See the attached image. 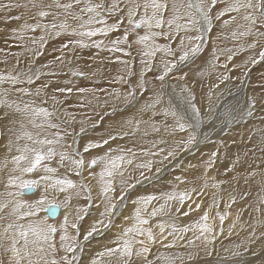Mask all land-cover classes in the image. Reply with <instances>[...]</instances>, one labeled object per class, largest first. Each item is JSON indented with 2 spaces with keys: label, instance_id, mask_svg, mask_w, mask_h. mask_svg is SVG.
<instances>
[{
  "label": "snow or ice",
  "instance_id": "snow-or-ice-1",
  "mask_svg": "<svg viewBox=\"0 0 264 264\" xmlns=\"http://www.w3.org/2000/svg\"><path fill=\"white\" fill-rule=\"evenodd\" d=\"M217 4L224 6L213 16V9ZM29 5L35 10L32 17L35 22L25 23L19 33L13 29L14 37L22 41L25 31L29 30L33 33L40 30L41 35L38 38H31L32 47L26 44L18 45L23 48L21 52L9 54L4 48H0V53L4 54L0 56V60H4L5 63L9 55L16 57L13 69L20 66L22 55L32 57L26 71L8 70L6 73L0 71V85L6 83L12 86L11 89L0 87V106L8 110L0 119H7L12 113L22 117L19 128L13 133L14 139L10 138L6 145L8 152L15 147L18 154L11 156L10 162L14 167L7 176L4 188L17 190L0 194L9 198L0 202V210L10 207L9 216L14 217V220L8 222L0 232V251L7 255L8 264H79L86 243L101 231L107 234L112 228L117 227L116 220L120 217L131 223L120 228L112 245L106 244L101 251L95 252L88 264H112L113 261L115 264H134L132 259L134 256L143 258L144 264H153L147 259V255L150 246L158 242L157 235L160 241L171 238L168 247H172L177 241H185L189 246L195 241H201L204 251L211 256L212 252L208 245L217 235L223 233L224 222L231 215L228 209L235 203L236 196H231L230 201L224 204V209L220 210L221 200L213 193L211 203L203 210L202 215L188 224L179 223L182 217L187 218L190 213L201 210L202 203L196 201L202 200L205 195L209 178H205L199 189L173 188L159 195H137L131 199L130 204H126V201L132 197L133 191L141 179L145 178L146 172H151L154 166L159 165L155 167V172L160 173L166 163L172 164L181 152L188 151L199 141V130L205 116L201 115V108L197 106L196 85L202 84L205 76L216 73L217 83L211 84L207 93L211 102L213 89H218L220 84L233 79L228 74L230 71L228 63L233 61L237 52L248 50L252 53L245 63V68L249 63L264 61V0H195V2L181 0L179 3L177 0H50L48 3H45V0H27L23 4L18 0H7L0 2V10L28 8ZM226 14L228 19H223L221 26L235 25L230 37L236 44L234 47L221 48L213 43L206 67L193 73L190 84L188 78L192 70L190 68V72H184L183 67L195 63L202 46L212 39L210 33L214 21H221ZM49 16L51 21L42 22ZM14 19L19 20L21 17L16 16ZM69 20L72 23H69ZM121 28L122 36L116 39L109 38L110 33H115ZM141 28L144 29L143 34L138 32ZM193 31L195 34H192ZM62 35H67L69 39L58 49H54L59 54L44 65L35 67V58L44 54L48 40ZM133 36L135 39H132ZM160 39H163L164 43H159ZM84 48L97 49L96 55L89 59L100 67L94 68L91 72L70 69L73 77L87 76L93 79L105 70V62L108 64L115 62L122 65V68L119 70L120 74L112 78V83L127 85V90L122 92L117 87L109 90L69 86L72 84L69 79L64 81L63 86L53 87L50 95L46 90L55 84L54 80H49L32 91L31 86L35 81L45 76H57L58 70L65 64L72 65L74 60L78 61L80 57L77 49ZM134 48L139 56L140 71L137 82L132 84L129 77L136 74L134 60L122 59L118 54L132 57ZM102 52L109 55L101 56ZM158 54L160 55L157 60ZM221 57H224L223 63L220 62ZM232 67L240 68L236 64ZM88 68H93V65H88ZM221 68L223 71H219ZM173 72L182 73L175 79L182 103L186 106L185 110L178 112L169 104L167 107L161 106L158 113L157 106L162 105L164 89ZM147 73L153 74L151 80L147 78ZM241 74L248 75L244 70H241ZM156 82H159L160 87L158 90L154 89L153 96L149 98L150 102L139 109L140 115L123 121L118 130H109L106 133L107 138L90 140L82 150L73 147V144L79 143L78 140H74L73 144L65 143L68 136H79L85 128L81 127L80 133L69 130L75 116L70 114L67 108L63 109L64 119L57 116L55 106L63 103L58 98L60 95H71L75 92L81 99L91 95L92 100L88 101L91 104L93 100L98 102L99 93L103 92L109 98L115 100L122 98L125 105H131L136 101L138 93L142 94L148 90L150 84L154 85ZM259 89V92H256L254 88L253 94L247 96L245 108L227 114L228 119L221 121V131L229 130L223 126L226 123L244 121L253 117L258 109L264 110V82L259 84ZM173 90L175 91V87ZM10 94L18 98L9 99ZM42 95L45 98L37 103ZM49 100L52 101L51 110L46 106ZM108 103V99H105L104 105ZM80 107L83 108L84 104H80ZM115 110L113 107L112 111ZM211 111L210 106L208 114ZM148 112H151V116L147 120L143 119V115ZM158 114H162L165 119L156 121L154 117ZM169 117L172 119L171 124L166 123ZM53 118L59 122H53ZM29 125L35 131L29 130ZM92 126L95 127L96 124ZM51 129L56 131L49 132ZM258 131L264 134V129ZM185 132L186 138L180 140L173 139L170 142L166 138ZM137 134H140L142 140H147L146 145H141L135 150L119 145L116 148L109 146L110 141L115 142L117 139ZM150 136L153 138L147 139ZM205 138L207 139V135ZM21 140L25 141L22 146ZM105 147L107 151L103 154L88 158L92 150ZM56 157L58 159L54 161ZM216 157V152L210 154L209 160L205 162L206 170L212 167ZM52 161L57 167L49 165L48 162ZM7 163L5 157L4 165ZM58 168H63L64 174H60ZM97 168L99 171L95 170ZM129 168L132 169L131 172L128 171ZM137 172L139 178L134 175ZM68 173L79 179L70 178ZM24 174H34L37 178L26 180L23 179ZM175 180L178 183H187L179 176L175 177ZM221 183L223 182H213L211 187L219 189ZM41 186L42 190L37 199L28 201L21 198L23 196L21 189L33 190ZM49 193L63 197L61 204L66 211L58 224L48 223L47 217L39 216L45 208L53 215L56 213L58 205L49 206ZM262 206L264 195L253 208V211L260 215L251 218L252 223L248 225L251 231L246 238L247 243L241 241L234 246L231 251L233 258L248 253L250 245L256 239H264V232L257 237V226L264 227V219L260 218L264 216ZM128 207L132 209L131 214L124 215ZM213 208L216 209L215 216L212 217L213 222H210V210ZM94 210L96 215H92ZM241 214L238 210L229 226L230 235L240 221ZM88 217H91V222L85 228L83 222ZM153 219L156 220L155 224L152 223ZM215 219L219 221L218 231ZM243 228L244 225L241 224V229ZM188 233L192 235L187 237ZM57 236L58 243L55 239ZM252 255L255 256L256 252L253 251ZM188 259H193L191 253ZM0 264H3V261H0Z\"/></svg>",
  "mask_w": 264,
  "mask_h": 264
},
{
  "label": "bare ground",
  "instance_id": "bare-ground-1",
  "mask_svg": "<svg viewBox=\"0 0 264 264\" xmlns=\"http://www.w3.org/2000/svg\"><path fill=\"white\" fill-rule=\"evenodd\" d=\"M0 2H7V0H0ZM18 2L23 4V3H26L27 0H18ZM177 2L179 3L181 2V0H177ZM184 2H186V0H184ZM217 7H221V6H218L217 4V6L213 9V11L216 10ZM34 15L35 13L33 9H31L30 5L28 8L21 7V8H13L10 10H0V48H4L7 53L11 54V53L23 51V48L18 45L31 44V38L35 37V35L41 34L40 30H37L34 36L33 35L28 36L30 33V30L25 31L22 41L19 39H16L14 37V34L11 31L13 29L20 30L25 23H29V24L34 23L35 21L32 18L34 17ZM16 16H20L21 19L19 20L14 19V17ZM227 18L228 16L226 18L223 17V19H227ZM223 19L217 22L214 21L213 28L210 33V36L212 39H210L207 42V44L205 43L206 47H204L205 44L202 46V48H205V49L202 50L203 52L200 54L201 56H198L194 64L183 67L184 72H190V68L192 70L188 78L190 84H191V80L193 77V73L198 71L195 69V66H198L200 64L201 67L198 68L199 70L203 67H206L207 61L211 56L213 43H215L221 48H227L228 45L234 46L236 44V42L233 41L230 37V32L232 31L233 27H235V25L222 27L221 25H222ZM69 23H72V21L69 20ZM138 32L140 34H143L144 29L143 28L138 29ZM17 33H19V31ZM109 35H110L109 38L111 39L113 38V35L115 34L110 33ZM122 35H123V28L117 31V35H115V37L122 36ZM97 38H101V37H97ZM132 39H135V36H133ZM64 42H65V37H61V36L58 39L57 38L49 39L48 43L45 45L44 54L40 56L41 60H39V63L37 61L38 65L43 63L44 61L47 62L53 59L54 56L58 55L59 53L55 52L54 49H58V47ZM158 42L164 43L163 39L158 40ZM134 49H133V56L136 52L134 51ZM77 53L80 57L78 61L74 60L72 65L65 64L61 69L58 70L57 76H45V77H42L40 80L35 81V83L31 86L32 91L34 92L36 87L44 83H47L49 80H54L55 84H53L46 90L50 95L52 93L53 87L63 86L64 81L69 80V79L76 86H79L81 82H85V84L90 82L91 84L89 85H92V83L96 81L95 83H97V85L95 86V84H93L92 88L110 90L113 87H118V84L112 83V78L119 75L120 74L119 70L121 69L119 68V64L115 62L111 64H108L107 62H105V70L102 73H99L93 79H89L87 76L73 77L71 75L70 69H77L81 71L91 72L94 68H98V66H100L99 64H93V61L89 59L90 57H93L96 55L97 50L96 51L93 50L92 53H86L87 55H83L82 54L83 52L80 53V49H77ZM2 55L4 54L0 53V56ZM100 55L104 56L102 54ZM118 55H121L122 59H124V56H122V54H118ZM251 55L252 53L248 50H245L244 52H237L236 56L233 58V61H231L228 66V68L230 69L229 76L232 78L234 77L236 72L237 73L240 72V68L241 70H244L248 73L247 76H243L241 81H238L240 82V88L237 90V93H236V95H238L242 90H244L245 94L242 95V98L245 97L244 98L245 100L247 96L253 94L254 88L256 92H259L260 90L259 84L261 82H264V61H260L256 64L249 63L247 64L246 68L244 67L245 63L248 60V57ZM30 59H32L31 56L22 55L20 57V60H21L20 66L13 69V65H15L16 63V57L9 55L7 63H5L4 60H0V71H3L5 73L8 70H12L14 72L26 71L27 69L25 66L28 64ZM136 59H137V56H136ZM136 59L134 61H136ZM220 62L221 63L224 62V57L220 58ZM90 64L93 65V68H88V65ZM233 64L239 65L240 68L239 69L233 68L232 67ZM133 65H134L133 67H134V71L136 74L129 77V79L132 82V84H135L138 80L140 64H137V61H136V63ZM120 67H122V65ZM178 74L179 73L173 72L171 77H169V80L166 86L167 88L166 91L169 92L170 99H172L173 104H175L176 110L178 112H183L186 106L183 103L178 104L175 101V97L177 96L180 97L179 87L177 86V81L175 79V77L178 76ZM146 76L149 80H151L153 74L147 73ZM99 81L104 82V84H101ZM105 82H107L108 84L105 85ZM213 83H217L216 73L205 76L203 78V83L202 84L198 83L196 85L197 106L201 107L202 116H205V114L207 115L205 116V121L203 125H201V128L199 130V141L194 146L190 147L188 151L181 152L178 159L175 162H173L172 164L166 163L162 167L161 172L157 175V177L159 176L161 178L160 180H157L156 182H151L150 184H148L150 181L146 182L143 185L138 184L137 187L135 188L136 193L133 194L132 197H130L129 201H126V204H130L131 199L135 198V196L137 195H147V194L159 195L162 192H167V191L172 190L173 188H177L178 182L175 180V177H178V176L181 177L183 180H186L188 184L191 186L193 185L195 181L194 186L196 185L197 189H199L202 186L201 184L204 183L205 178H209L208 180L209 186L207 189L210 192L207 195L208 197L206 198L204 197L205 198L204 201L203 199L199 200L200 203H202L201 210L190 213L189 217L183 218L181 222L179 223L182 225L188 224L194 221L200 215H202L203 210L207 209L208 205L211 203V197L213 193H215L221 200L220 210H223L224 204L230 201V199L226 200L225 198L227 197L231 198V196H236L235 203H233L231 208L228 209L231 215L225 220L224 225H223L224 231L222 234L217 235L216 237L217 241L214 244L213 243L209 244V246L214 245V247L212 246L213 247L212 251L210 250L212 252L211 256L206 254L202 243L201 244L196 243L194 246L193 245L189 246L186 244L188 248L184 249L183 244H185V241H177L176 244L173 245L174 247H177L176 249H174L175 251L181 250L182 254H184V258H187V260H188L187 254L191 253L193 256V259H192L193 261L190 260L188 262L186 260L184 263L178 262L177 264H222V262L223 264H240L241 261L243 262V264H257L258 261H260V263L258 262V264H264V249L261 248L264 245L263 239L262 240L258 239L256 243H254L253 245H250V251L248 253H245L242 257L233 258L231 256V251L233 250L234 246L236 244L241 243V241H244V239H246L245 238L247 236L246 233L248 234L250 231V227H248V225L252 223L251 218L260 215L253 211V208L259 203L260 196L259 197L254 196L255 198L254 197L252 198L250 196L251 195L250 191H252L255 195L256 194L258 195L260 194L261 196L264 195V165L257 166L254 158L251 156L250 153H251V150H254V152H258V150L256 151V149L261 148L260 150L264 154V134L258 131L259 129H264V110L258 109L254 113L253 117L247 118L244 121L226 123L223 126L225 128H228L229 130L221 131V121L228 119L227 114L232 112L233 110H239V109L245 108L244 107L245 104L237 109L236 107H234V105L238 100L236 101L233 100L234 105L231 104L230 98L228 99V97L230 96H228V93H227V96H226L227 98L223 97L224 100H221L222 104L219 106L220 109L219 110L217 109L218 112L211 111V113L208 114V110L206 111L207 106H208V109L210 106H211V109H213V105L216 106L220 104V103H217V100L220 99L221 96H223L224 92H226L227 89H228L227 91H229L230 87L234 84L233 79H231L230 81L220 84L218 89H213L214 95L210 102L207 93H208V89L210 85ZM235 83L237 84V82ZM74 84H70L69 86H73ZM17 86H20V85H17ZM0 87L11 89L12 86L5 83L4 85H0ZM159 87H160L159 82H156V84L154 85L150 84L148 86V90L144 91L142 94L140 93L137 94L136 101L133 102V104L131 105H125L123 103L122 98L119 100L109 98L105 96L103 92L99 93L100 100L98 102L93 100V102L91 103L92 105L88 103L89 100H92L91 95H86L84 99H81V96L77 95L75 92H73L71 95H67V94L60 95L58 98L61 101H63V103L57 104L55 106L57 116H60L61 119H64L63 109L67 108L69 113L75 116V120L72 121L71 128L69 130L70 131L75 130V132L80 133V128L81 127L85 128V131L83 133H80L79 136H76V137L68 136L65 140V143L69 144L70 138L73 141L78 140L79 143L77 144V147L79 146V148L82 150L84 145L87 144L90 140L96 141L101 138H107L106 133L109 130H118L123 121L127 119H131L134 116L138 117L140 115L139 109L145 103L150 102L149 98L151 97V95L153 96L154 89L158 90ZM174 87L176 89V93L173 90ZM119 88L121 89L122 92L126 91L125 88H127V85L119 86ZM172 92H174L175 94H172ZM165 95L167 94L163 95L164 98H165ZM105 97L106 99H108L110 103V104H107V107L104 106ZM17 98L18 97L16 95L10 94L9 96V99H17ZM24 98L33 99V97H24ZM44 98L45 97L42 95L37 100V103H39V100H42ZM80 104H84V107L81 108ZM168 105H169L168 100L162 101V105L157 106V112L159 113V109L161 106L167 107ZM91 106L93 107L97 106L99 108L101 107V109L99 110L96 108L93 109V107ZM51 107H52V104L49 105L50 110H51ZM113 107H115L116 112H112ZM129 108H132V110H128ZM220 110L222 111V114L219 113ZM5 111H8V110L5 109L3 106H0V117L3 116ZM105 113H107V115ZM209 115H210V118H208ZM220 115H223V116L219 118L218 116ZM150 116H151V112L145 113L143 115V119L147 120ZM101 117H103V119H100ZM154 119L159 122L161 120H164L165 118L162 114H158L154 117ZM21 120H22V117L16 113H12L7 119H0V173L5 175V179H4V175L3 177H0V194L6 193V191H9V190L11 191L17 190L15 188H11V189L4 188V185L7 183V176L10 174V173H6V171H10L11 167L13 166L10 162L11 156L18 154L15 150V147H13L11 152H8L6 145L8 144L10 138L14 139L13 133H15L16 130L19 128V122ZM97 121H100L102 124L101 125H99V123L97 124L96 123ZM12 122H15V123L13 124ZM53 122H59V121L53 118ZM91 123L96 124V126L93 127L92 129L90 127L92 125ZM166 123L171 124L172 119L169 117L166 120ZM28 128L31 131H35L31 129L30 125L28 126ZM9 129H11V131H9ZM48 131L54 132L56 130L51 129ZM205 135H207V139L205 138ZM186 136H187V133L185 132V134H182V135L177 134L176 136L171 137L169 140L170 142L173 139L180 140L181 138H186ZM152 138L153 137L150 136L147 139L150 140ZM23 143H25V141L21 140L20 141L21 146L23 145ZM146 143H147V140H142L140 134H137L135 136H130L125 139H117L115 142L110 141L109 146L112 148H116L117 145H119L120 147L133 148L135 150L141 145H146ZM105 151H107V147L101 148L99 150H92L89 153L88 158L94 155L103 154V152ZM212 152H216L217 157L214 158V163L212 167L206 170L205 162L209 160L210 154ZM258 153H259L258 155H261L260 152ZM5 157H7V160H8V163L6 166L4 165ZM56 159L58 158L56 157ZM261 162L264 163V158L262 159ZM48 163L51 167H57V164L55 162L54 163L48 162ZM254 164H256V166ZM95 170L99 171L98 168ZM254 170L256 173H254ZM62 171L63 170L61 168H58V172L60 174H63ZM128 171L131 172L132 169L129 168ZM41 174H43L42 170H41ZM152 174L154 175L153 172ZM68 175L70 178L74 179V177L71 176L72 174H68ZM134 175L137 178L139 176L138 172L134 173ZM26 176H28L29 178H34L36 175L26 174ZM26 176L24 175L23 178L26 179L27 178ZM236 178L241 181L240 184H238V182L235 181ZM213 182H223L221 183V185L225 183L230 184L234 187L233 189H237V190L224 189V188L216 189V188L211 187V184ZM179 184H183V183H179ZM34 190H35V193H32L31 195L23 194L21 198L26 199L28 201L37 199L39 197L40 191L42 190V186ZM245 193H247V195H244ZM93 195L95 196L96 193H93ZM0 198L2 199L1 200L2 202L9 199L6 195H0ZM51 199L58 200V201L56 200L57 203L55 204H57L60 207V212L58 214V217H56L55 219L47 218V220H48V223L58 224L63 219L64 213L66 211L64 206L61 204L63 197H58L53 193H49L48 201H50ZM196 202L199 203L198 201ZM10 209H11L10 207L6 208V210H10ZM184 210L186 211L187 207H185ZM238 210H240L242 213L240 221L237 223L236 228L233 229L231 236H229L230 235L228 231L229 226L232 224L233 220L235 219L236 213ZM131 211H132L131 207L126 208L124 215H130ZM215 211H216L215 208L210 210V222H213L212 217L215 216ZM249 211H251L250 213H253V215L252 214L249 215ZM39 214L40 215L42 214V217H46V208ZM1 215H4V212ZM92 215H96L95 210L93 211ZM260 218L264 219V216H261ZM154 220L155 219H153V222H152L153 224H155ZM90 222H91V217H88L83 222L84 226H86V224H89ZM130 223L131 221L125 222L123 220V217H120L119 219L116 220L117 227L112 228L109 232H115L117 236L119 234L120 228L127 226ZM214 223L218 231L219 229L218 219H215ZM241 224L244 225L243 230L245 229V231H242L244 234L241 232L243 235L239 233V229H241ZM155 231L158 233V229H156ZM261 232H264V227L259 226V228H257V237H259V234ZM97 235H94V237H97ZM191 235L192 233L186 234L187 237H190ZM158 236L159 235H157V237ZM109 238H110V234H109V237L105 239V242L107 240H112V237L111 239ZM218 238L220 239L218 240ZM55 239L58 243L59 237L57 236ZM228 239L235 241V243L233 244L232 242V244H230L228 241H224ZM99 240L96 241L95 239H90V241L87 242L86 248L88 251L91 248V253H92L91 255H94L95 252L101 251L103 246L106 245L102 240L100 241ZM219 244H221L222 246H218ZM180 246H183V247L180 248ZM86 248H85V251H86ZM167 248L168 247L165 246L164 251H161L160 255L157 251L153 249V252L157 254V258H160L159 263L164 264V262H166L165 260L168 259L167 254L170 252V249L169 248L167 249ZM225 249L228 250L227 253L225 252ZM253 251L256 252L255 256L252 255ZM196 255L199 257L196 260H194L196 258ZM133 258H138V257L134 256ZM170 258H172V254ZM7 260L8 259H6L5 262H3V264H8ZM86 263H87L86 253H83V258L79 264H86ZM137 264H143V263L139 262Z\"/></svg>",
  "mask_w": 264,
  "mask_h": 264
},
{
  "label": "rangeland",
  "instance_id": "rangeland-1",
  "mask_svg": "<svg viewBox=\"0 0 264 264\" xmlns=\"http://www.w3.org/2000/svg\"><path fill=\"white\" fill-rule=\"evenodd\" d=\"M193 1H195V0H193ZM48 2H50V0H45V3H48ZM218 6H221V7H217L216 8V10H214L213 11V16L215 15V13L220 9V8H222L224 5L223 4H218ZM34 11V13H35V10H33ZM77 11H78V9H77ZM4 15V14H3ZM228 15L226 14L225 15V18L227 17ZM61 18H63V17H61ZM223 19V18H222ZM228 19V18H227ZM49 21H51V18H50V16L49 17H47V18H45L42 22H49ZM217 22V21H216ZM233 28H235V27H233ZM19 30H17V32H18ZM12 32V31H11ZM13 33V32H12ZM113 34H115V35H117V32H115V33H113ZM192 34H194V32L192 33ZM31 35H35V32L33 33V32H31L30 31V33H29V35L28 36H31ZM41 34H39V35H35V38H38L39 36H40ZM115 35H113V38H111V39H116L117 37H115ZM110 36V35H109ZM61 37H65V40L66 39H69V37L67 36V35H62ZM58 39V38H60V37H53V38H51V39ZM207 44V43H206ZM206 44H205V46L204 47H206ZM28 46L29 47H32V45L31 44H28ZM173 46H175V45H173ZM228 47H234V46H232V45H228L227 46V48ZM59 48V47H58ZM87 49V50H86ZM203 49H205V48H202V50ZM93 50H97V49H94V48H84V49H80V53H82L83 55H87L86 53H92L93 52ZM134 51H136V49H134ZM45 52V51H44ZM203 51H201V53H202ZM200 53V54H201ZM100 54H102V55H104V56H107V55H109V53H107V52H102V53H100ZM199 54V56H201ZM159 55L160 54H158V56H157V60L159 59ZM122 56H123V54H122ZM136 56H137V59H136ZM235 57V56H234ZM124 59H133V60H135L136 59V61H137V64H140V60H139V56L137 55V52H135V54H134V56H132V57H126V56H124ZM39 60H41V57H37V59L35 58V66L36 67H40L41 65H44L45 63H47V62H43V63H41V64H39L38 65V63H39ZM37 61H38V63H37ZM136 61H134V64L136 63ZM229 64H230V62L228 63V66H229ZM200 65V64H199ZM195 66V69L196 70H198L199 71V67H201V65L200 66ZM121 65L119 64V68H122V67H120ZM134 66V65H133ZM26 67V69L28 68V64L25 66ZM98 67H100V66H98ZM76 68H78V67H76ZM189 68V67H188ZM80 69V68H79ZM35 70V68L33 69V71ZM219 71H223V69L221 68V70H219ZM229 73H230V71H229ZM228 73V74H229ZM180 74H182V73H179L178 75H180ZM212 74H214V73H211L210 75H212ZM230 75V74H229ZM242 78H243V76H242V74H241V68H240V72H236L235 73V75H234V77H233V82H234V84L230 87V89H229V91H227L226 90V92H224V94H223V96H221L220 97V99H218L217 100V103H220V104H218V105H213V109H212V111L213 112H218V110L220 109V105L222 104L221 103V100H224V98H227L226 96H227V93H228V96H230V97H228V99L230 98V102H231V104H233L234 105V103H233V100L234 101H236V100H238L236 103H235V105H234V107H236L237 109L238 108H240L242 105H244L245 104V97H243L242 98V95H244L245 94V91L244 90H242L238 95H236V93H237V90L240 88V82H238V81H241L242 80ZM96 81H94V83H92V85H89V84H91L90 82L89 83H86L85 84V82H81V84L79 85L80 87H86V88H92V86H93V84H95V86L97 85V83H95ZM101 84H104V82H101V81H99ZM227 82V81H226ZM235 82H237V84L235 83ZM72 84H74L73 82H72ZM108 83L107 82H105V85H107ZM223 84V83H222ZM75 85V84H74ZM236 85V86H235ZM239 85V86H238ZM24 86H27V85H24ZM119 86H121V85H119L118 84V87L117 88H119ZM128 87V86H127ZM166 88V87H165ZM178 88V87H177ZM126 90H127V88H125ZM233 89V90H232ZM167 90V88L164 90V94H167V95H165V98L163 97L162 98V101H164V100H168V104H173V101H172V99H170V96H169V92L168 91H166ZM235 90V91H234ZM244 91V92H243ZM175 93H176V89H175ZM174 92H172V94H175ZM232 93V94H231ZM234 94V95H233ZM177 95V94H176ZM225 95V96H224ZM231 95H233V96H231ZM152 96V95H151ZM166 97H167V99H166ZM224 97V98H223ZM223 98V99H222ZM240 98V99H239ZM242 98V99H241ZM105 99H106V97H105ZM101 100H102V98H101ZM241 100H243V101H241ZM175 101H176V103H182V101L180 100V97L179 96H177V97H175ZM219 101V102H218ZM229 102V103H230ZM113 103V102H112ZM238 103V104H237ZM52 103H51V101H48V104L46 105L47 107H49V105H51ZM108 104H110V103H108ZM90 105H92V104H90ZM105 106V105H104ZM172 106H174L175 107V104H173ZM215 106V107H214ZM91 107H93V106H91ZM105 107H107V105L105 106ZM217 107V108H216ZM244 107H246V104H245V106ZM94 108H96V109H101V107L99 108V107H93V109ZM176 108V107H175ZM201 108V107H200ZM218 109V110H217ZM128 110H132V108H129ZM208 110V106H207V108H206V111ZM113 112V111H112ZM114 112H116V111H114ZM219 113H221L222 114V111L220 110L219 111ZM110 114V113H109ZM205 116H207L206 114H205ZM223 115H220V116H218L219 118L220 117H222ZM209 118V117H208ZM100 119H103V117H101ZM206 120H208V119H206ZM92 125L94 124V123H91ZM102 123L100 122L99 123V125H101ZM90 126L91 127V129L93 128V126ZM203 125V124H202ZM62 130V129H61ZM177 134H180V135H182V134H185V133H177ZM176 134V135H177ZM175 135V136H176ZM166 138H168V139H170L171 137H166ZM70 141H69V144L71 143V144H73V140H71V138L69 139ZM67 144V143H66ZM77 147V144L75 145V144H73V147ZM78 148H79V146H78ZM255 149V148H254ZM261 148H258V149H256V151L258 150V152H260L261 153V155H258L259 153L258 152H254V150H251V156L254 158V160H255V162H256V164H257V166H263L264 165V163H262L261 161H262V159L264 158L263 157V153H262V151L260 150ZM252 151H253V153H252ZM256 154H257V156H256ZM58 158V157H57ZM249 159V158H248ZM56 160V158H54V161ZM250 160V159H249ZM51 163H54L53 161L51 162ZM256 164H254L255 166H256ZM156 166H159V165H156ZM156 166H154L153 167V169H152V171L151 172H146V174H145V178H143V179H141V182L139 183V184H145L146 182H149L148 184H150L151 182H156L157 180H160L161 178L158 176L157 177V175L159 174V173H156V172H154L155 171V167ZM14 166H12L11 167V169L13 168ZM63 171H62V173L64 174V172H65V170L63 169V168H61ZM152 172L154 173V175H156V176H154L153 174H152ZM6 173H10V171H6ZM254 173H256L255 172V170H254ZM1 175H0V177H3V175L4 174H2V173H0ZM12 174H15V175H19V173H12ZM68 174H72V173H68ZM149 176H148V175ZM25 176H26V174H24ZM87 175V173H85V176ZM153 175V176H152ZM71 176H73L74 177V179H79V178H75V175L74 174H72ZM27 178H26V180L27 179H36L37 177L35 176L34 178H29L28 176H26ZM147 177H148V179H147ZM151 177V178H150ZM155 177V178H154ZM138 178H139V176H138ZM153 178V179H152ZM157 178V179H156ZM4 179H5V175H4ZM24 179V178H23ZM152 179V180H151ZM4 181V180H3ZM2 181V182H3ZM235 181L236 182H238V184H240V180H238L237 178L235 179ZM94 183V182H93ZM148 184H146V185H148ZM194 184H195V181H194V183H193V185L191 186V185H189L188 184V182L186 183V184H179L178 183V185H177V188L179 189V190H184L186 187H188V188H192V187H196V185L194 186ZM186 185H188V186H186ZM202 185V184H201ZM181 188V189H180ZM221 188H224V189H232V190H237V189H233L234 187L232 186V185H230V184H222V185H220V189ZM15 191V190H14ZM210 191L208 190V189H205V196H203V201H204V199L206 198V197H208L207 195H208V193H209ZM23 193V192H22ZM35 193V192H34ZM95 193V192H94ZM136 193V190H134L133 191V194H135ZM250 196L253 198L254 196H260L261 197V195L259 194H254L252 191H250ZM205 197V198H204ZM255 198V197H254ZM226 200L227 199H231L230 197H227V198H225ZM2 199L0 198V202H2L1 201ZM24 200H26V199H24ZM56 200L57 199H51L50 201H48V203H57L56 202ZM58 201V200H57ZM199 203H200V201L199 200H197ZM11 211V209L10 210H6V209H4V210H1L0 211V232H2L3 231V228H4V226L8 223V222H10V221H12V220H14V217H11V216H9V212ZM3 212H4V215H1V214H3ZM251 211H249V215H253V213H250ZM39 216L40 217H42V214L40 215L39 214ZM45 216V215H44ZM190 216V215H189ZM188 216V217H189ZM183 219V217L179 220V222H181V220ZM21 223H26L27 221H20ZM152 222H153V220H152ZM154 222L156 223V220H154ZM88 224H86V226H87ZM86 226H85V228H86ZM257 228H259V226H257ZM242 231H245V229L243 230H241V229H239V233H241ZM250 231H251V228H250ZM249 231V232H250ZM101 233V234H100ZM98 235H97V237H93L92 239H95L96 241H98L99 239L100 240H102L105 244H108V245H112V242L115 240V238H116V234H115V232H108L107 234H105L103 231H101ZM103 233V234H102ZM243 233V232H242ZM241 233V235H243ZM109 234H110V238L109 239H111V237H112V240H107L106 242H105V239H107L108 237H109ZM246 235L248 236V234L246 233ZM229 236H231V235H229ZM247 236L245 237V238H247ZM82 238V237H81ZM159 236L157 237V243L156 244H154V245H151L150 246V252H149V254L147 255V259L148 260H150V261H152L153 262V264H163V263H159V260H160V258H157V254H155L154 252H153V249L155 250V251H157L158 253H159V255H160V252L161 251H164V247L166 246V247H168L167 245L171 242V238H169V240H164V241H160L159 239ZM220 238H218V240H219ZM99 240V241H100ZM231 239H228V240H224V241H228L230 244H232V242H233V244L235 243V241H230ZM243 240V239H242ZM257 240L258 239H256L255 240V242L254 243H256L257 242ZM260 240H262V239H260ZM264 240V239H263ZM167 241V242H166ZM217 240L215 239V241H213L212 243L214 244L215 242H216ZM244 242L246 243L247 242V239H244ZM196 243H198V244H201V241H195L194 242V244H193V246L196 244ZM253 243V244H254ZM87 244V243H86ZM253 244H251V245H253ZM91 246V245H90ZM184 246V247H183ZM183 246H180V248H184V249H187L188 247H187V245H186V242H185V244H183ZM213 247H214V245H212ZM212 246H209L208 245V249L209 250H211L212 251ZM218 246H222L221 244H219ZM174 246H172V247H168L169 249H170V252H172V253H168L167 254V257H168V259L167 260H165L166 262H164V264H177L178 262H182V263H184L186 260H187V258H184V254H182V252H181V250H177V251H175L174 249H176L177 247H174ZM167 248V249H168ZM262 249H264V245H263V247H261ZM87 251V252H86ZM86 251L84 250V253H86V258H87V263L86 264H88V261L91 259V257H92V253H91V248L89 249V251L87 250V248H86ZM226 252V251H225ZM192 253H194V252H192ZM198 253V252H197ZM227 253V252H226ZM171 254H172V258H170V256H171ZM187 254V253H186ZM187 255H189V254H187ZM194 255V254H193ZM199 256H197L196 255V258L194 259V260H196L197 258H198ZM8 259V257H7V255H5V254H3V252L2 251H0V261H3V262H5V260L6 259ZM82 258H83V255H82ZM5 259V260H4ZM133 259V262H134V264H137V263H139V262H142L143 264H144V261H143V258H132ZM8 261V260H7ZM188 262L190 261L189 259L187 260ZM191 261H193V260H191ZM259 263H260V261H258ZM258 262H257V264H258ZM80 263V262H79ZM263 263V262H262ZM112 264H115V261H113L112 262Z\"/></svg>",
  "mask_w": 264,
  "mask_h": 264
},
{
  "label": "water",
  "instance_id": "water-1",
  "mask_svg": "<svg viewBox=\"0 0 264 264\" xmlns=\"http://www.w3.org/2000/svg\"><path fill=\"white\" fill-rule=\"evenodd\" d=\"M21 190H22V192H23L24 195H31L32 193L35 192L34 189H33V190L21 189ZM51 205H57V204H55V203H50L49 206H51ZM59 212H60V207H59V206L56 208V213H55V215H53L52 213L48 212V211H47V208H46V217H47V218H54V219H55L56 217H58Z\"/></svg>",
  "mask_w": 264,
  "mask_h": 264
}]
</instances>
